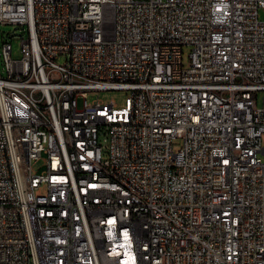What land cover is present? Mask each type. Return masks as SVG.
Returning a JSON list of instances; mask_svg holds the SVG:
<instances>
[{
	"label": "built area",
	"instance_id": "obj_1",
	"mask_svg": "<svg viewBox=\"0 0 264 264\" xmlns=\"http://www.w3.org/2000/svg\"><path fill=\"white\" fill-rule=\"evenodd\" d=\"M261 10L0 0V264H264Z\"/></svg>",
	"mask_w": 264,
	"mask_h": 264
},
{
	"label": "rangeland",
	"instance_id": "obj_2",
	"mask_svg": "<svg viewBox=\"0 0 264 264\" xmlns=\"http://www.w3.org/2000/svg\"><path fill=\"white\" fill-rule=\"evenodd\" d=\"M260 18L264 20V10L260 11ZM15 25H8V24H1L0 23V48L5 41H9L12 44L13 48V58H20L21 57V41L22 37L21 34H24L25 37L28 36V30H24L22 27L15 31ZM15 33V34H14ZM189 53L190 47L186 46L184 49V59L185 63H188L189 60ZM56 61L60 64H63L66 61L65 55H60L57 57ZM0 64L2 66V58L0 56ZM128 92L123 90H101V91H90L88 94V101L92 103L93 100L100 99L106 103L110 102L111 100H115L119 107L125 106L126 98L128 97ZM264 98V92L259 93V103L262 105V100ZM177 143H181V140H177ZM175 146V149L179 148V145ZM262 145L264 146V134L262 137ZM264 158V156H262ZM45 159H42L39 163L34 165V170H42L43 166H45ZM40 192H44L42 189Z\"/></svg>",
	"mask_w": 264,
	"mask_h": 264
},
{
	"label": "water",
	"instance_id": "obj_3",
	"mask_svg": "<svg viewBox=\"0 0 264 264\" xmlns=\"http://www.w3.org/2000/svg\"><path fill=\"white\" fill-rule=\"evenodd\" d=\"M17 30V28H15V31Z\"/></svg>",
	"mask_w": 264,
	"mask_h": 264
}]
</instances>
